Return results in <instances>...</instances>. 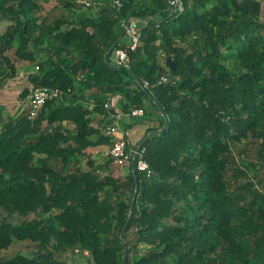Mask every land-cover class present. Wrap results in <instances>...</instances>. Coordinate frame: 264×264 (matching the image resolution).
<instances>
[{"label": "trees", "instance_id": "trees-1", "mask_svg": "<svg viewBox=\"0 0 264 264\" xmlns=\"http://www.w3.org/2000/svg\"><path fill=\"white\" fill-rule=\"evenodd\" d=\"M50 1L0 0L13 23L1 54L17 39V58L38 67L33 88L63 94L1 125L0 264H67L76 247L94 264H264V19L251 8L264 0H185L172 17L169 0ZM130 20L142 22L134 51L119 41ZM113 47L128 69L111 66ZM106 95L159 116L139 143L150 178L96 174L112 144L92 124ZM25 241L36 257L4 258Z\"/></svg>", "mask_w": 264, "mask_h": 264}, {"label": "rangeland", "instance_id": "rangeland-1", "mask_svg": "<svg viewBox=\"0 0 264 264\" xmlns=\"http://www.w3.org/2000/svg\"><path fill=\"white\" fill-rule=\"evenodd\" d=\"M58 1L59 0H51L49 3L50 7L57 5ZM88 2L90 3L87 4V8L89 7V5L91 7L94 4L91 1H88ZM109 2L112 3V0H100L98 3L94 4L96 5L94 7H97L98 4L106 5V3H109ZM263 6H264V3H263ZM74 13L80 14V10H77L74 8L72 10L70 9L67 11V14L74 15ZM259 16L261 19H264V12L261 13ZM12 26H13V23L0 20V36L4 35L8 29L10 30ZM125 40L128 45L129 39L126 35H124V32L122 33V30H121V37L119 39L121 47L123 46V43H125ZM17 47H18L17 39L15 42L9 44L8 46L6 45V49L4 50L3 56L7 60H9L10 64L7 61L6 63L4 62L3 65H0V128L3 123L4 118H6V120H8L9 118H16L20 116L22 112L26 109L27 107L26 101L30 95L31 89L33 88V85L30 79L32 75L38 73L37 67H34L28 61H23L17 58L15 54ZM11 64L14 65L15 72H13ZM106 97H108V99L115 98V96L112 97L108 95H106ZM89 104L93 105L92 103L88 102L86 106L89 107ZM93 106H91V108ZM115 112L116 113L122 112V110L120 109V107L116 106ZM157 117L159 119V116ZM101 118L102 116L99 113H95L92 116V119H94V121L101 119ZM149 120H152L151 115L150 114L147 115L146 113L145 116L140 117L139 119L135 118L132 120H128L130 121L128 122L129 129L126 128L125 124H124L125 128L124 126L123 128L132 134L133 133L132 128H134L133 126H135L134 130H136L137 132L138 131L141 132V129L143 128L141 127V124ZM158 121L160 122V119L156 120L155 122H158ZM156 127H157V123H156ZM153 130H156V128ZM100 133L102 135V129ZM140 137L141 136H139V138ZM100 149L102 150L101 156L104 159H101L99 163L100 165L104 167L103 169L101 168L100 170H97L96 174L102 177H105V176L116 177L120 181H122V183H127L130 177V171L126 168H120L113 164L111 157H110V149H111L110 145H104L103 148H100ZM76 248L79 249V247H76ZM38 250L39 249L37 245L32 242H29V241L16 242L13 244V246L8 251H6L2 255L4 256V258L5 257L11 258L17 255H24L27 257H36L38 254L37 253ZM63 260L66 261L67 264H94L92 261L88 260L85 257H77L74 254V249L67 251L66 254L64 255Z\"/></svg>", "mask_w": 264, "mask_h": 264}, {"label": "built area", "instance_id": "built-area-1", "mask_svg": "<svg viewBox=\"0 0 264 264\" xmlns=\"http://www.w3.org/2000/svg\"><path fill=\"white\" fill-rule=\"evenodd\" d=\"M114 5L119 9L122 6L119 1H115ZM169 5H171L173 9L171 12L173 15L182 14L186 10L185 0H169ZM137 23L138 21L136 20H130L127 22V24L124 22L121 24L124 29V33H126V36L129 39L128 46L132 51H134L140 43V27L136 26ZM2 47L3 42L0 39V54ZM107 55H109L110 58L109 62L117 68L128 69L130 67V56L124 48L113 47L110 49ZM168 81L169 79L167 76H162L160 78V83H167ZM141 87L142 90L146 91L149 90L150 84L148 81H142ZM62 96V92L56 88H32L26 101V109L30 110V118H35L46 103L62 99ZM104 107L108 115L105 118L101 129L102 134L106 138H109L112 143L110 157L113 164L117 167L126 168L150 178L152 175V170L145 158L146 148L142 147L140 144L132 145L130 142L131 133L124 129L125 120L143 117L145 116V111L143 109H135L129 114H125L124 112L116 113L115 110H113L116 107L114 98H109L105 102ZM74 254L77 257H85L92 261L91 254L88 250L76 248L74 249Z\"/></svg>", "mask_w": 264, "mask_h": 264}, {"label": "crops", "instance_id": "crops-1", "mask_svg": "<svg viewBox=\"0 0 264 264\" xmlns=\"http://www.w3.org/2000/svg\"><path fill=\"white\" fill-rule=\"evenodd\" d=\"M263 3L264 2H261V3H257V2H253L252 4H251V8L253 9V10H255V11H257V12H260V13H263L264 12V6H263ZM260 5H261V7H260ZM136 26L137 27H141L142 26V22H139L138 21V23L136 24ZM125 44H127V42H126V40H125ZM1 57H3V54H0V59H1ZM152 120H149V121H147V122H144V123H142L141 124V127H143L142 129H141V132H137L136 130H134V128H135V126H133L134 128H132L133 130V133L131 134V136H130V142H131V144L132 145H135V144H139L140 143V141L148 134V132L151 130V129H155V128H157L159 125H160V122L158 121V122H155L156 120H159L158 119V117H157V115L155 114L154 115V113L152 112ZM99 118V117H98ZM102 119H103V117L101 118V119H98V120H95L94 121V119H93V126H95V127H98V126H100V125H102V123L104 122V120L102 121ZM139 119V118H138ZM126 122H124V124L126 125V126H129L128 125V122H130V121H128V120H125ZM134 122H135V120H134ZM133 122V123H134ZM146 123V124H145ZM156 123H157V127H156ZM159 123V124H158ZM70 127H72V126H70ZM129 129V128H128ZM152 133V132H151ZM150 134V133H149ZM148 134V135H149ZM148 135H147V137H148ZM139 136H141L140 138H139ZM100 148H103V146H101ZM99 148V149H100ZM98 149V151L102 154V150L100 149L99 150ZM101 154H100V157L99 158H97L98 160H101V159H104L102 156H101ZM98 164H100L99 163V161H98ZM102 166V165H101ZM103 169V168H102ZM134 238V233H133V231H130L129 233H128V241L129 242H133V239ZM143 249H145L144 247H142Z\"/></svg>", "mask_w": 264, "mask_h": 264}, {"label": "water", "instance_id": "water-1", "mask_svg": "<svg viewBox=\"0 0 264 264\" xmlns=\"http://www.w3.org/2000/svg\"><path fill=\"white\" fill-rule=\"evenodd\" d=\"M169 10H170L171 12H172V10H173L172 7H171V5H169ZM169 16L172 17L173 14L171 13ZM166 63H167V66H168L171 70H175L176 67H177V64L172 60V58H168L167 61H166ZM111 66H112L113 68L117 69L116 66H114V65H111ZM145 140H146V139H145ZM130 213H131V211H130ZM129 219H130V214H129L128 219H127L126 227H128V225H129Z\"/></svg>", "mask_w": 264, "mask_h": 264}]
</instances>
